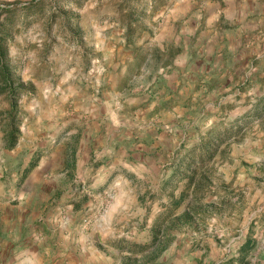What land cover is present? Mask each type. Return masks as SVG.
Segmentation results:
<instances>
[{"label": "rangeland", "instance_id": "374dc122", "mask_svg": "<svg viewBox=\"0 0 264 264\" xmlns=\"http://www.w3.org/2000/svg\"><path fill=\"white\" fill-rule=\"evenodd\" d=\"M0 264H264V0H0Z\"/></svg>", "mask_w": 264, "mask_h": 264}, {"label": "crops", "instance_id": "0c3cea01", "mask_svg": "<svg viewBox=\"0 0 264 264\" xmlns=\"http://www.w3.org/2000/svg\"><path fill=\"white\" fill-rule=\"evenodd\" d=\"M7 242H9V241H7ZM6 249H7L6 251H8V248L7 247H6Z\"/></svg>", "mask_w": 264, "mask_h": 264}]
</instances>
